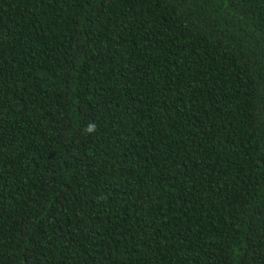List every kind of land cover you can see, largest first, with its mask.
I'll return each instance as SVG.
<instances>
[{
  "label": "trees",
  "instance_id": "trees-1",
  "mask_svg": "<svg viewBox=\"0 0 264 264\" xmlns=\"http://www.w3.org/2000/svg\"><path fill=\"white\" fill-rule=\"evenodd\" d=\"M0 264H264V0H0Z\"/></svg>",
  "mask_w": 264,
  "mask_h": 264
}]
</instances>
